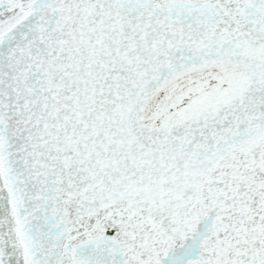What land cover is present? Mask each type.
<instances>
[{
  "label": "snow or ice",
  "instance_id": "snow-or-ice-1",
  "mask_svg": "<svg viewBox=\"0 0 264 264\" xmlns=\"http://www.w3.org/2000/svg\"><path fill=\"white\" fill-rule=\"evenodd\" d=\"M0 264H264V0H0Z\"/></svg>",
  "mask_w": 264,
  "mask_h": 264
}]
</instances>
